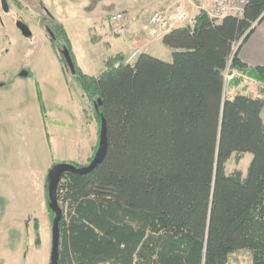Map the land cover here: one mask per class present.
Returning <instances> with one entry per match:
<instances>
[{
    "label": "trees",
    "instance_id": "trees-1",
    "mask_svg": "<svg viewBox=\"0 0 264 264\" xmlns=\"http://www.w3.org/2000/svg\"><path fill=\"white\" fill-rule=\"evenodd\" d=\"M263 20L264 0H250L242 18L200 12L163 36L170 63L140 54L129 64L119 54L98 77L74 67L83 97L98 105L93 156L100 116L107 152L91 173L59 182L58 264H230L243 251L264 264V88L230 98L224 78L228 70L232 86L243 77L264 85V68L238 57ZM244 154L246 174H226ZM33 228L39 244L36 220Z\"/></svg>",
    "mask_w": 264,
    "mask_h": 264
},
{
    "label": "rangeland",
    "instance_id": "rangeland-1",
    "mask_svg": "<svg viewBox=\"0 0 264 264\" xmlns=\"http://www.w3.org/2000/svg\"><path fill=\"white\" fill-rule=\"evenodd\" d=\"M7 2L9 14L0 6V264H50L51 222L40 204L31 211L39 222L40 242L36 244L32 219L25 218L26 208L32 206L28 199L34 204L41 195L43 172L53 165L87 166L91 160L87 161L89 128L85 124L92 121L98 131L95 106L83 97L61 52L69 48L74 67L83 75L98 77L103 62L121 50L117 47L128 36V20L118 26L109 21L120 10L121 0ZM97 6V13H89ZM19 21L27 25L29 37L18 32ZM51 21L60 24L65 34L55 45L42 29ZM129 48L124 55L131 54ZM166 50L161 59L170 63L171 51ZM229 76L226 70V96L235 88L255 91L254 83L244 77L233 88ZM251 160V154L233 155L225 166L226 174L240 171L244 176ZM230 264H251L250 254L240 252Z\"/></svg>",
    "mask_w": 264,
    "mask_h": 264
},
{
    "label": "crops",
    "instance_id": "crops-1",
    "mask_svg": "<svg viewBox=\"0 0 264 264\" xmlns=\"http://www.w3.org/2000/svg\"><path fill=\"white\" fill-rule=\"evenodd\" d=\"M87 1L92 2L96 0H87ZM98 1L102 2V0H97V2ZM103 1H107V0H103ZM173 4H180L181 6L185 7L188 10L189 15L196 18V16L202 11V8L206 6L207 2L206 0H186V1L153 0L151 4H145L143 0H137V2L136 0H121L120 10H116L115 12L117 13L125 12L128 15V23L125 26V29H127L129 32H128V36L124 38V40L121 43H119L118 45L119 48L117 47V49H120V46H121V50H117L118 53H116L114 56L109 57V58H113L119 54L123 55L124 57H127L128 55H124L123 51L126 50L128 47H130L129 48L130 53L137 50L140 52V54H148L154 58L162 60L161 57L163 55L164 56L167 55L168 53L166 48L163 47L161 43L163 36L167 34V32L161 33L155 30L153 27L149 25V19L154 12L161 10V9H165L169 6H172ZM97 8L98 6L92 11H89V13H92V14L97 13ZM106 14L107 13L100 15L99 18L103 20ZM61 20L62 19H60V21ZM101 25L103 27L102 21H101ZM180 26H185V25H178V27ZM159 35L161 36L160 40L157 39ZM118 38L120 39V35L118 36ZM238 57L240 61L244 63L245 65H247L248 67L264 68V20L256 26L252 35L240 48L238 52ZM244 80L253 82L255 91H249L245 88L239 91L237 88H235L233 94L230 95L229 97L232 98L237 94L248 95L252 97H260L259 90L262 89L264 85L258 82H254L253 80H250L246 77H244ZM85 125H87V127L89 128V131L85 134V136L87 137V142L89 144L88 151H89L90 157H88L87 159V161L89 162L93 156L94 149L98 142V133H97V128H95L96 130L94 129V125L92 121L87 122V124ZM48 171L46 174L43 172V175H42L41 195L36 198V200L34 201V204H33V200L31 201V199L29 198L28 203L31 202L32 206H30L29 208L27 207L25 211V218L28 220L32 219V224H33V221L36 220L38 223V226H39L38 219L36 217L32 218L33 216H32L31 211H33V209L38 210L39 209L38 204H40L41 211L42 212L45 211L44 212L45 219H48L47 210H46V202H45V189H44L45 179L48 174Z\"/></svg>",
    "mask_w": 264,
    "mask_h": 264
},
{
    "label": "built area",
    "instance_id": "built-area-1",
    "mask_svg": "<svg viewBox=\"0 0 264 264\" xmlns=\"http://www.w3.org/2000/svg\"><path fill=\"white\" fill-rule=\"evenodd\" d=\"M145 4L152 3L153 0H143ZM186 1V0H182ZM250 0H206L207 4L202 8L211 20L221 21L225 17L242 18L244 8ZM128 20L125 12H119L111 15L109 21L112 25L118 26ZM195 17L189 15L188 10L180 4H173L165 9L158 10L152 14L149 19V25L159 32H168L178 25H193ZM257 23L252 24L255 28ZM158 40L161 39L159 35ZM140 55L139 51L132 52L126 59V63H132ZM232 79V76H229Z\"/></svg>",
    "mask_w": 264,
    "mask_h": 264
},
{
    "label": "water",
    "instance_id": "water-1",
    "mask_svg": "<svg viewBox=\"0 0 264 264\" xmlns=\"http://www.w3.org/2000/svg\"><path fill=\"white\" fill-rule=\"evenodd\" d=\"M17 27L20 29L21 33L25 37L31 35L28 27L19 23ZM62 59L71 75H75V69L70 57V54L66 48L61 52ZM95 110L98 112V105H95ZM107 152V138H106V122L105 119L100 116V131H99V145L90 163L85 167H75L74 165L68 164H57L53 165L48 172V200L49 209L54 214V219L51 225V253H50V264H58L59 259V222L62 218V211L59 207L57 200V188L62 176L66 173H72L76 175H86L91 173L104 159Z\"/></svg>",
    "mask_w": 264,
    "mask_h": 264
},
{
    "label": "flooded vegetation",
    "instance_id": "flooded-vegetation-1",
    "mask_svg": "<svg viewBox=\"0 0 264 264\" xmlns=\"http://www.w3.org/2000/svg\"><path fill=\"white\" fill-rule=\"evenodd\" d=\"M0 6H1V10L3 13H5V14L10 13V9H9L7 0H0ZM19 23H22L23 25H25L27 27V25L23 21H19ZM55 23L56 22L51 21L49 23L48 22L45 23V25L42 26L43 31L46 33L48 40L52 45L57 44V42L60 40L59 33H58V30L55 26ZM18 24H16V28H17L18 32H20V34L23 36L20 29L17 27ZM23 37H25V36H23Z\"/></svg>",
    "mask_w": 264,
    "mask_h": 264
}]
</instances>
